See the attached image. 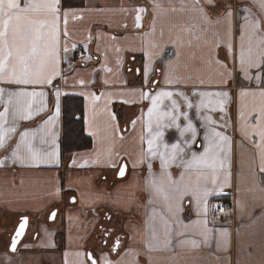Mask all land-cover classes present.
Segmentation results:
<instances>
[{
	"label": "crops",
	"instance_id": "crops-1",
	"mask_svg": "<svg viewBox=\"0 0 264 264\" xmlns=\"http://www.w3.org/2000/svg\"><path fill=\"white\" fill-rule=\"evenodd\" d=\"M0 5V261L55 210L62 264H264V0ZM65 94L91 143L61 155Z\"/></svg>",
	"mask_w": 264,
	"mask_h": 264
},
{
	"label": "rangeland",
	"instance_id": "rangeland-1",
	"mask_svg": "<svg viewBox=\"0 0 264 264\" xmlns=\"http://www.w3.org/2000/svg\"><path fill=\"white\" fill-rule=\"evenodd\" d=\"M49 211L40 215H28L23 237L14 251L7 249L4 252L9 258L2 259L0 264H62L58 253L61 248L57 249L54 240V232L62 229V222L59 214L48 220ZM229 214L231 212L226 213L221 221H213L211 217L210 221L222 222Z\"/></svg>",
	"mask_w": 264,
	"mask_h": 264
},
{
	"label": "trees",
	"instance_id": "trees-1",
	"mask_svg": "<svg viewBox=\"0 0 264 264\" xmlns=\"http://www.w3.org/2000/svg\"><path fill=\"white\" fill-rule=\"evenodd\" d=\"M82 111L81 96L65 94L61 97V135L59 139L61 155L90 146V138L83 129Z\"/></svg>",
	"mask_w": 264,
	"mask_h": 264
},
{
	"label": "flooded vegetation",
	"instance_id": "flooded-vegetation-1",
	"mask_svg": "<svg viewBox=\"0 0 264 264\" xmlns=\"http://www.w3.org/2000/svg\"><path fill=\"white\" fill-rule=\"evenodd\" d=\"M51 213H52V211L49 212L48 220H52V219H49ZM97 231H98L97 236H96L97 244L95 245L96 249L99 251V250H101L102 246L107 244L108 249L114 251L117 248V245L119 243L120 234L114 232L112 227L105 228L102 225L99 226ZM87 250H88L87 252H89L90 256H91V259H88V257H87V261L89 262V264L90 263L91 264H96V255L92 254L95 251L94 252L90 251V249H87Z\"/></svg>",
	"mask_w": 264,
	"mask_h": 264
},
{
	"label": "water",
	"instance_id": "water-1",
	"mask_svg": "<svg viewBox=\"0 0 264 264\" xmlns=\"http://www.w3.org/2000/svg\"><path fill=\"white\" fill-rule=\"evenodd\" d=\"M125 163L121 162V164L119 165V168L117 170L116 175L118 177H121L124 175L125 173ZM55 214V210H52V213L49 217V219H53ZM27 223H28V217L26 215L20 216L18 222L16 223L11 236H10V242L8 245V248L10 251L15 250V248L17 247V244L19 243V241L21 240V238L23 237L26 227H27ZM87 257L88 259H91L90 253H87Z\"/></svg>",
	"mask_w": 264,
	"mask_h": 264
},
{
	"label": "built area",
	"instance_id": "built-area-1",
	"mask_svg": "<svg viewBox=\"0 0 264 264\" xmlns=\"http://www.w3.org/2000/svg\"><path fill=\"white\" fill-rule=\"evenodd\" d=\"M79 53V52H78ZM233 211V198L216 197L211 202L210 217L213 221L223 220L226 213Z\"/></svg>",
	"mask_w": 264,
	"mask_h": 264
}]
</instances>
